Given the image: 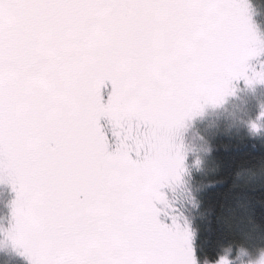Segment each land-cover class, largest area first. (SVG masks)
<instances>
[{
  "label": "snow or ice",
  "instance_id": "snow-or-ice-1",
  "mask_svg": "<svg viewBox=\"0 0 264 264\" xmlns=\"http://www.w3.org/2000/svg\"><path fill=\"white\" fill-rule=\"evenodd\" d=\"M253 15L251 0H0L6 237L30 264H198L161 197L199 102L264 84Z\"/></svg>",
  "mask_w": 264,
  "mask_h": 264
},
{
  "label": "trees",
  "instance_id": "trees-1",
  "mask_svg": "<svg viewBox=\"0 0 264 264\" xmlns=\"http://www.w3.org/2000/svg\"><path fill=\"white\" fill-rule=\"evenodd\" d=\"M254 1L264 13V0ZM263 112L264 110L258 109L252 116L247 117L250 119L259 117L254 124H264V115H261ZM234 116L240 121L238 115ZM236 127L240 131V136H237L236 140L207 144L210 151L205 152L200 160L203 170L211 172L202 180L194 179L189 187L194 195L192 199L194 204L192 202L188 204L187 211L191 216L192 226L187 227L194 242V254L198 264H204L205 259L215 261L220 255L225 254L224 250L233 241H242L245 250L253 253L264 249V174H259L260 169L264 168V129L254 135L249 125ZM249 170L257 172L258 175L247 183L246 176L237 177V173ZM209 181L217 182L209 184ZM170 182L163 190L169 187ZM5 193L11 196L12 200L15 198L11 186L6 188ZM8 204L0 206V222L9 224L11 217L7 213L10 208ZM173 207L177 208L178 205H171V212ZM163 211L168 213L164 207ZM161 218L170 224L168 218L163 216ZM233 251H236L235 247ZM0 264L29 263L0 242Z\"/></svg>",
  "mask_w": 264,
  "mask_h": 264
},
{
  "label": "rangeland",
  "instance_id": "rangeland-1",
  "mask_svg": "<svg viewBox=\"0 0 264 264\" xmlns=\"http://www.w3.org/2000/svg\"><path fill=\"white\" fill-rule=\"evenodd\" d=\"M251 4L254 7L253 20L258 27L259 33L264 37V13H262L259 5L255 1L253 2L251 0ZM262 60H264V52L258 49L252 64L253 70L248 73L250 77L255 76V67ZM258 109L264 110V84L254 83L251 86H245L241 81L234 89L231 86H226L221 91L202 99L198 106L192 110L190 118L184 121L183 126L179 129L175 137V143L182 150L184 160H194V162L185 161L183 163V171L180 172L179 179L170 180L169 187L163 190L166 196L161 197L163 201L162 206L168 212H171V205H178L177 208L173 207L172 209L178 212L177 215L180 218L179 222L181 226L185 223L187 226H192L191 216L187 208L190 200L194 198V195L190 192L189 187H191L194 179L202 180L211 172H205L201 164L197 165V158H200L205 153L204 149L211 142L236 140V137L240 136V131L236 126H252L259 120V117L250 119L247 116H252ZM234 114L238 115L240 121L235 119ZM106 123V118L102 119L101 124L105 125ZM192 173H195L194 176L190 175ZM9 186L7 183H0V206L3 204L7 205L8 202L10 204L12 201V197L5 193L6 188ZM189 193H191V198ZM172 197L173 203H171ZM7 213L10 214V208H8ZM8 227V223L0 222V230H2L0 231L1 244L12 253L25 258L30 264L29 259L21 255L20 251L15 249L7 239L6 230ZM191 246L194 250V242L192 239ZM259 253L260 251L253 253L245 250V254H247L244 257L245 264H247V261L256 260ZM235 257L236 251H232L229 258L234 259Z\"/></svg>",
  "mask_w": 264,
  "mask_h": 264
},
{
  "label": "clouds",
  "instance_id": "clouds-1",
  "mask_svg": "<svg viewBox=\"0 0 264 264\" xmlns=\"http://www.w3.org/2000/svg\"><path fill=\"white\" fill-rule=\"evenodd\" d=\"M250 129L252 131V133L258 134L261 129H264V124H260V125H256V128L254 129L252 126H250ZM205 152H209L210 149L205 148L204 149ZM201 164V160L198 157L197 158V165ZM218 169V166H217ZM217 169H213V171L217 170ZM259 174H264V168L260 169ZM256 175H258L257 172H252V171H247V172H241V173H237V177H247V179L245 180V183H247L248 181H250L253 177H255ZM217 181H209V184H214ZM189 196L191 198V193H189ZM190 202H192L194 204V200H190ZM233 247H235L236 249V257L234 259H230L229 256L233 251ZM245 247L242 241H233L232 244H230L224 251L225 254L224 255H220L215 261H210L209 259H205L204 264H221V261H227V264H245V260L244 257L247 255L245 254ZM264 260V249L260 250L259 256L256 260L254 261H247V264H260V262Z\"/></svg>",
  "mask_w": 264,
  "mask_h": 264
}]
</instances>
